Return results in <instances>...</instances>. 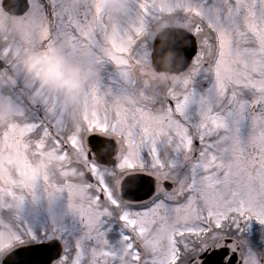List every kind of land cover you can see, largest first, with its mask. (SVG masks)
Here are the masks:
<instances>
[{
    "label": "snow or ice",
    "instance_id": "6c2138e0",
    "mask_svg": "<svg viewBox=\"0 0 264 264\" xmlns=\"http://www.w3.org/2000/svg\"><path fill=\"white\" fill-rule=\"evenodd\" d=\"M5 3L21 14L34 10L45 18L40 41L47 52L56 53L59 46L74 54L83 39H91L62 0ZM173 6L172 0L138 4L145 14L150 10L163 14ZM182 11L192 17V27L171 46L184 54V46L192 41L190 34L195 36L197 54L191 63L184 54L181 71L194 87L214 91L219 106L189 107L183 97L166 98L178 130L165 136L144 106L138 107L134 118H110L102 112L81 128L21 100L24 116L18 122L17 139L36 151L52 145L61 157L77 154L80 159L68 166L64 178L86 172L90 198L76 212L83 228L69 246L58 227L34 226L21 215L23 201L15 192H0V253L8 250L0 264H214L217 255L215 264H264L234 235L242 221L255 218L264 225V103L238 85L229 87L219 77L209 79L204 74L209 63L220 60L225 41L235 45L233 25L241 15H251L264 28V0H194ZM133 27L138 33L142 25ZM157 45L163 51L169 42L144 41L135 56L143 53L154 59L160 54ZM6 54L7 49L0 48V56ZM134 62L127 57L119 69L118 87L107 89L118 91ZM241 106L243 117L232 119ZM93 133L104 134L100 145L90 143ZM4 136L0 129V148L6 147ZM200 185L207 193L197 192ZM141 191L143 197L137 195ZM15 201L21 210L10 215ZM170 216L176 218L174 227L151 249L143 248L139 234ZM119 222L123 231L114 243L107 233ZM36 250H44L45 256L31 258Z\"/></svg>",
    "mask_w": 264,
    "mask_h": 264
},
{
    "label": "rangeland",
    "instance_id": "374dc122",
    "mask_svg": "<svg viewBox=\"0 0 264 264\" xmlns=\"http://www.w3.org/2000/svg\"><path fill=\"white\" fill-rule=\"evenodd\" d=\"M78 1L79 5H75L73 0H62V3L71 17L81 23L84 32L91 39H83L75 53L69 54L59 46L56 53L47 52L41 46L40 35L46 28V20L42 15L29 10L22 16H10L2 9V0H0V48H6L7 54L15 52L20 55L21 52V55H26L29 51L34 54L33 58L36 60L55 62L62 69L61 76L64 78L59 86L41 87L39 80L31 76L21 64L22 57L15 58L13 71L0 79V129L5 131L3 139L6 147L16 146L18 152L16 154L11 150L5 151L6 147H3L0 161L3 160L16 176L13 182L14 187L10 192L19 195L25 189L24 187L28 189L29 186L31 187L29 191L32 196L28 199L29 202L23 200L22 211L24 213L28 211L32 219L34 218L35 224H41L45 216L50 218L52 224L60 225L61 216H65L69 224L77 226L80 232L83 226L79 224V217L74 221V218H69V214L75 206L79 205V209L82 208L89 201L90 196L86 194L85 189L80 193L74 192L68 184L64 186L55 180L59 175L58 169H60L59 173L61 170L62 173L66 171L61 163L66 161L70 154L61 157L58 155L57 148L52 145L36 151L17 139L15 133L19 126L18 122L24 116L19 102L24 99L28 104L40 105L65 124L81 128L90 119L98 118L102 112L110 118L113 116L120 118V114L124 116V113L134 118L136 111H125L127 108L125 105L118 107V111L122 113L113 110L115 105L111 101L104 100L103 88L112 87L115 90L118 87L119 69L126 63L127 57L135 60L128 68L131 69L133 65L137 67L139 73H136V77L139 76L140 87L150 82L159 84L174 82L175 78H172L170 74L157 73L153 69L148 55L142 53L138 58L135 56L142 42L136 46L134 41L138 37H145L144 41H151L153 30L159 26L173 24L184 28L192 27V17L182 10L191 7L194 0H172L174 6L163 14L155 10H150L148 14L143 13L138 7L139 0ZM134 23L142 25L138 33L133 27ZM145 29L147 32L144 35ZM233 32L236 38L235 45L225 41L214 76L224 82H232L236 79L237 85L239 81L250 83L243 89L251 93L257 101L264 103V28L258 26L251 15L244 14L236 20ZM3 57L0 56L1 59ZM109 58H113L112 63L108 61ZM126 73L128 76L125 75V78H130V70L127 69ZM210 75L213 76V74ZM123 82H126L124 78L120 87L123 86ZM131 83L128 86H131ZM133 84H136L135 81ZM65 85H67V91L64 90ZM208 94L211 99L214 97L217 103L215 92L208 90ZM129 103L133 105L131 101ZM237 111L242 118L243 107H239ZM152 119L154 120L153 116ZM175 131L164 135L168 136ZM72 154L74 159H80L77 154ZM9 170L6 171V176L3 171H0L3 177V181L0 179L2 193L4 183L6 181L9 185L12 183ZM27 176L30 178L26 179ZM53 184L57 186L54 188ZM202 187L198 189V193H207L206 186L202 185ZM16 203L17 201L13 202L12 210L17 208ZM212 203V200H208L209 205ZM18 204L21 209V204L19 202ZM21 215L24 214L21 213ZM250 220L256 224L257 239L261 242L253 241L252 248L250 243L246 242L249 240L247 237L241 235L240 240L246 242L247 247L262 258L264 257V225L255 218L248 221ZM157 226L158 224L152 228H156L160 235L154 234L150 239L151 232L146 229L147 243L163 240L162 234L165 232H161V228ZM173 227L172 225L171 228ZM116 240L114 242L118 241Z\"/></svg>",
    "mask_w": 264,
    "mask_h": 264
},
{
    "label": "flooded vegetation",
    "instance_id": "af4514ba",
    "mask_svg": "<svg viewBox=\"0 0 264 264\" xmlns=\"http://www.w3.org/2000/svg\"><path fill=\"white\" fill-rule=\"evenodd\" d=\"M75 3V5H77L79 3L78 0H73ZM79 5V4H78ZM263 52V50H262ZM30 53L29 51H27L26 54ZM20 55L15 56L13 55L12 52H9V54H7V56H4L2 59L0 58V60L3 61V64H0V73L3 74V76L7 75V73H11L13 71V68L15 66V58H20L23 57L24 55H21V52L19 53ZM197 54V53H196ZM195 54V56H196ZM195 56L193 57V59L195 58ZM35 59V58H34ZM217 66V65H216ZM214 69L215 68V64H211L209 63L208 67L204 69V74L206 78L211 77L210 74L214 73ZM128 70H130V78H125V75L128 76V73H126L123 78L126 82H123V86L119 87L118 91H110L107 88H103L105 91V95H104V100L108 101V102H112L113 105H115L113 107V110L118 111V107H121L122 105H125L127 108L125 111H129V110H134L137 111L138 107L140 106H144L146 109H148V111L151 113V115L154 117V124L155 126L163 133V134H168L174 130H178V121L176 120L175 117L171 116L169 114V112L166 109V105H165V101L166 98L170 97V96H175V97H183L186 99L187 105L189 107L192 106H197V105H204L206 108H215L218 107L219 105H217V103H215V98L212 97V99L210 98L211 96H209L208 94V89H204L203 91L199 90L198 88L194 87L192 85V83L188 80H186L185 74L179 73V74H170L172 78H175V81L172 83H161L159 84L158 82H150L148 84H143L141 87L139 86V84H141V82L139 81V76L136 77V73L137 72V67H131L128 68ZM130 79V81H128ZM238 79V78H237ZM132 81V83H131ZM135 81L136 84H133V82ZM131 83V86H128ZM226 84H228L229 87H231L232 84H236V79H233L232 82L226 81ZM250 85V83H242V81H239L238 86L243 89L245 86ZM261 87V86H260ZM263 89V88H261ZM246 90V89H243ZM129 101H131V103L133 105H131L129 103ZM207 104V105H206ZM111 106V105H110ZM241 108V107H240ZM238 109V108H237ZM237 109L232 113V119H239L240 118V113L237 111ZM121 112L122 111H118ZM120 118L121 119H125V118H130V116L127 113H124V116H122L120 114ZM93 134H97L99 136H103V133H93ZM4 149L0 148V154L2 153ZM11 150L12 152H15L17 154V147L16 146H10V147H6L5 151ZM95 150V149H93ZM70 155L68 156L67 160L61 163V166H64V170L67 169V167L72 164L74 161H77L76 159H74L72 156L73 154L70 152ZM101 163H103V161H101ZM9 170L8 165L1 160L0 161V171H3V174L6 176L7 173L6 171ZM58 169V176H56V181L59 184H62L64 186H70L69 188H72V190L74 192H78L80 193L81 190L85 189L87 191L86 194H88L90 196L89 190H88V180H87V174L86 172L83 174H78L76 176H74V178L72 179H66L64 178V173H62V170L59 173ZM10 171V170H9ZM0 172V179L1 181H3V177L2 173ZM11 173V174H10ZM9 175H10V179L12 180V183L14 182V180H16V176L13 175V173L10 171ZM30 178L29 176L26 177V179ZM9 185L7 183V181L4 183V192L3 193H8L10 191H12V188L14 187V183L13 185ZM24 187V186H22ZM202 185H200L197 188V192L198 189L201 188ZM25 189L19 194L17 195L18 198H20L22 201L25 200L26 202H29L28 199L31 198L32 194H30L29 189L31 188L29 186L28 187H24ZM204 187H202L203 189ZM146 190V189H145ZM1 192V190H0ZM117 197L119 198L120 196V189H119V185H117ZM138 196L143 197V191L137 193ZM19 201H17V208L15 210H10V213L12 212H17L19 209ZM126 201L122 200L121 203H124ZM87 204V203H86ZM85 204V205H86ZM79 210V205L75 206V208L73 209L72 212H70L69 214V218H74V221L78 218V215L76 214V212ZM11 213V214H12ZM21 213H23V216H27L26 218L29 219V221L31 223L35 225H39L40 227H46L49 229H52L54 227H58L62 233L66 236V241L68 243L69 246L73 245L76 238L79 235V228L75 225H71L69 224L67 218L65 216H61L62 218L59 220L60 225H54L52 224V221L50 220L49 217H43L41 224H35L34 222V218L32 219V216L29 215L28 211H25V213L23 211H21ZM175 217L174 216H170L167 220V222L165 223H159L157 227L161 228V232H165L164 235L170 231L169 229H172V225H175ZM251 221V220H250ZM247 221V223H242L240 225V230L236 231L234 230V235L237 239H241V235L244 237H247L246 242L250 243L251 247H254V242H261L259 241V239H257V234H258V228L256 226L255 223H252V221ZM81 224V223H79ZM244 224V225H243ZM156 225V224H155ZM155 225H150L148 226L146 229L150 230V235H149V239L153 237V235L155 234V236L160 235L159 231L155 230L154 228H152V226L154 227ZM146 229L141 232L139 234V243L140 245L147 249H151L153 247L154 242H150L147 243L146 239H143L144 237H146ZM123 231V227H122V222L119 223H115L111 226L110 230L108 231L107 235L110 241L114 242V240H119L120 239V235L121 232ZM158 232V233H156ZM162 238V236H161ZM163 239V238H162ZM116 240V241H117ZM115 243V242H114ZM10 250V249H9ZM8 250H5V253H0V259H2L3 255L6 254ZM255 251H259L258 249H255ZM219 259V255L213 257V262L215 264V261H217ZM262 261H264V257L260 258Z\"/></svg>",
    "mask_w": 264,
    "mask_h": 264
},
{
    "label": "water",
    "instance_id": "95a60500",
    "mask_svg": "<svg viewBox=\"0 0 264 264\" xmlns=\"http://www.w3.org/2000/svg\"><path fill=\"white\" fill-rule=\"evenodd\" d=\"M2 6L6 12H8L11 15H22L24 13H19L14 7L9 6L5 3V0H2ZM188 32L186 29H183L181 27L176 26H167L162 28L155 38H159L161 41L167 40L169 42V47L164 49L163 51H160L159 45H157V51L160 52L158 56H156L154 59L152 58V65L153 68L158 72H169V73H179L181 72V67L184 62V54L189 57V63L196 53L197 50V42L196 38L193 34H190V38L192 41L184 46V54L180 51H178L177 48H174L171 46V43L173 41H176L179 39V37L182 36L183 33ZM154 38V39H155ZM187 43V41H185ZM102 136L98 135H92L90 136V143H94L97 145H100L103 141ZM45 256L44 250H36L33 253H31V258L39 259L43 258Z\"/></svg>",
    "mask_w": 264,
    "mask_h": 264
},
{
    "label": "clouds",
    "instance_id": "9594fccd",
    "mask_svg": "<svg viewBox=\"0 0 264 264\" xmlns=\"http://www.w3.org/2000/svg\"><path fill=\"white\" fill-rule=\"evenodd\" d=\"M18 55L17 53H13ZM32 53H28L21 58V64L25 70L40 82V86L54 85L59 86V83L64 78L61 76L62 69L55 62H42L33 58ZM3 78V74L0 73V79ZM64 90L67 91V85L64 86ZM143 239H147L144 237Z\"/></svg>",
    "mask_w": 264,
    "mask_h": 264
}]
</instances>
